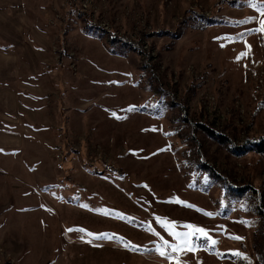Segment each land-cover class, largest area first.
<instances>
[{"label":"rangeland","instance_id":"1","mask_svg":"<svg viewBox=\"0 0 264 264\" xmlns=\"http://www.w3.org/2000/svg\"><path fill=\"white\" fill-rule=\"evenodd\" d=\"M261 7L26 1L43 62L22 90L40 113L0 140V264H175L156 251L181 243L161 218L219 241L193 237L199 250L172 253L181 264H264ZM242 33L250 51L225 39Z\"/></svg>","mask_w":264,"mask_h":264},{"label":"crops","instance_id":"2","mask_svg":"<svg viewBox=\"0 0 264 264\" xmlns=\"http://www.w3.org/2000/svg\"><path fill=\"white\" fill-rule=\"evenodd\" d=\"M26 1L30 0H0V140L5 142L14 136L4 126L22 124V113L33 120L40 113L23 96L27 75L37 73L43 62L28 49L37 45L32 49L39 53L41 45L30 29L36 24L25 10Z\"/></svg>","mask_w":264,"mask_h":264},{"label":"snow or ice","instance_id":"3","mask_svg":"<svg viewBox=\"0 0 264 264\" xmlns=\"http://www.w3.org/2000/svg\"><path fill=\"white\" fill-rule=\"evenodd\" d=\"M252 6H255V0H252ZM258 11H259L261 16H264V7L259 8ZM255 20H257L256 17H249L244 22H252ZM249 32L250 33H264V19L259 20V26L254 28V29H250ZM225 39H229V40L240 39L243 42H245L246 48L250 51V45H247L246 40H244V34L243 33L239 34V37H237V38L225 37ZM246 55H247V52L240 53L237 57V60L239 61L240 59H242ZM169 202H175V203H180L183 206L194 207L192 205H188L186 202L179 201L178 198H173ZM208 215H212V214L208 213ZM161 219L164 221L163 226L168 228V230L170 231V233L173 236H175L181 240V243H179L175 246H171L170 252L162 250L161 248L156 249V251L158 252L159 255L166 257L167 259H169L170 262L174 261L175 264H181V261L179 260L178 256H174V255H172V253H182V252H186V251H197V250H199V248L195 244V241L192 239L193 237L207 241L206 247L207 246L215 247L219 243V241L212 239L208 235L207 230H205L203 228L197 227L195 225H185V227L190 229V231L184 232V233L175 232L174 231L175 222H169L166 218H161ZM241 222H243V221H241ZM68 231H79V232L83 233L84 235L91 237L92 239L115 240L117 243H122L126 248H129L130 250H138V248H139V246L133 245L130 241H126L124 238L115 236L113 234H107V233L95 234V233L88 232L85 229H68ZM84 235L81 236V239L84 238ZM229 238L235 239V240H242L243 239V237L234 236V235H230ZM87 242L91 243V240H89ZM167 247H169V246L167 245V242H165V248H167ZM232 255L236 256V257H240L241 259L247 260V257L244 256L239 251H233Z\"/></svg>","mask_w":264,"mask_h":264},{"label":"trees","instance_id":"4","mask_svg":"<svg viewBox=\"0 0 264 264\" xmlns=\"http://www.w3.org/2000/svg\"><path fill=\"white\" fill-rule=\"evenodd\" d=\"M254 144H256L255 146H256L257 150L264 151V140L263 141H255Z\"/></svg>","mask_w":264,"mask_h":264}]
</instances>
